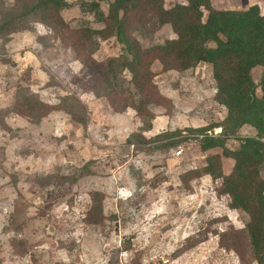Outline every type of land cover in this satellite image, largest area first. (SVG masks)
<instances>
[{
    "label": "rangeland",
    "instance_id": "rangeland-1",
    "mask_svg": "<svg viewBox=\"0 0 264 264\" xmlns=\"http://www.w3.org/2000/svg\"><path fill=\"white\" fill-rule=\"evenodd\" d=\"M66 1L73 7L61 17L70 28L102 27L79 11L78 0ZM177 2L164 0V6ZM210 2L216 10L257 5L264 16V0ZM13 5L14 0H0V10ZM107 7L108 0H100L105 13ZM38 19L28 20L26 30L0 34V264H240L210 233L241 230L247 221L218 193L221 180L203 176L186 187L180 182L182 174L201 169L207 156L221 151L201 153L190 139L167 152H136L126 144L141 125L135 112L115 113L97 99L95 79ZM134 36L144 48L175 38L169 26ZM95 41L96 63L124 59L115 39ZM151 70L176 113L167 117L162 108H152L155 120L142 134L146 139L225 118L212 98L209 66L162 73L155 62ZM259 74L253 71L255 82ZM120 78L129 81L130 74L124 71ZM24 99L42 102L48 114L38 122L16 114L15 105ZM246 129L238 136L249 137ZM219 133L214 128L209 135ZM227 147L235 149L238 142L229 140ZM231 167V160L222 159L225 175ZM201 231L199 244L185 250Z\"/></svg>",
    "mask_w": 264,
    "mask_h": 264
},
{
    "label": "trees",
    "instance_id": "trees-1",
    "mask_svg": "<svg viewBox=\"0 0 264 264\" xmlns=\"http://www.w3.org/2000/svg\"><path fill=\"white\" fill-rule=\"evenodd\" d=\"M184 1L166 9L164 0H112L104 13L100 0H78L75 5L79 11L91 15L102 27L73 29L61 17L62 11L73 7L66 0H14L12 7L0 10V34L26 30L24 24L38 17L39 23L74 51L95 79L92 92L97 99H105L115 113L129 108L135 112L141 125L126 144L136 152H167L190 139L198 142L201 153L220 150V154L207 156L201 169L182 174L180 182L186 187L203 176L221 180L218 193L227 196L228 208L243 213L247 221L241 230L210 233L217 236L220 248L237 256L240 264H264V16L257 5L246 10H216L210 0ZM164 26L170 27L175 38L161 45L144 48L134 36L138 31L151 34ZM109 39L122 46L126 57L98 64L93 59L98 47L95 40ZM155 62L162 73H183L201 63L209 65L215 86L213 100L225 109V118L205 127L167 131L146 139L142 134L152 130L155 120L152 108H162L167 117L176 113L171 100L153 83L156 75L151 67ZM255 69L260 70L257 82L253 79ZM124 71L130 74L129 81L120 78ZM62 110L84 123L74 111ZM48 112V107L37 100L24 99L15 105L16 114L34 122ZM243 127L252 128L255 135L239 137ZM214 128L220 133L209 135ZM229 140L237 141L238 147L228 148ZM222 159L232 161L226 175ZM202 235L198 232L185 250L198 245Z\"/></svg>",
    "mask_w": 264,
    "mask_h": 264
},
{
    "label": "crops",
    "instance_id": "crops-1",
    "mask_svg": "<svg viewBox=\"0 0 264 264\" xmlns=\"http://www.w3.org/2000/svg\"><path fill=\"white\" fill-rule=\"evenodd\" d=\"M112 0H108V2H111ZM178 4H185V1L184 0H178V2H177ZM173 6V5H172ZM172 6H170V7H172ZM165 7V6H164ZM170 7H165L166 9H168V8H170ZM102 10V9H101ZM103 11V10H102ZM104 12V11H103ZM105 13V12H104ZM165 27V26H164ZM202 64V63H201ZM201 64H199L196 68H198V67H200L201 66ZM204 66L206 65V66H209V65H207V64H203ZM209 68H210V70H211V67L209 66ZM188 71H190V70H188ZM187 72V71H186ZM184 73V72H183ZM214 83V82H213ZM213 91H214V95H215V86L213 87ZM214 95H213V97H214ZM212 97V98H213ZM214 101V100H213ZM224 109V108H223ZM225 110V109H224ZM226 116V115H225ZM244 128H247L246 129V132H249L250 131V135H249V137H252V136H254L255 135V131L252 129V128H250V127H243V128H241L240 129V131L241 130H243ZM219 129V128H218ZM239 131V132H240ZM219 132H220V129H219ZM239 134V133H238ZM263 171H264V169H263ZM263 178H264V176H263Z\"/></svg>",
    "mask_w": 264,
    "mask_h": 264
},
{
    "label": "built area",
    "instance_id": "built-area-1",
    "mask_svg": "<svg viewBox=\"0 0 264 264\" xmlns=\"http://www.w3.org/2000/svg\"><path fill=\"white\" fill-rule=\"evenodd\" d=\"M209 134V133H208ZM177 156H180L181 155V151L180 150H178V151H176V153H175Z\"/></svg>",
    "mask_w": 264,
    "mask_h": 264
}]
</instances>
